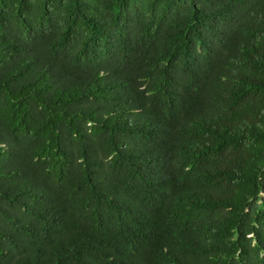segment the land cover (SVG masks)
<instances>
[{
  "label": "trees",
  "instance_id": "16d2710c",
  "mask_svg": "<svg viewBox=\"0 0 264 264\" xmlns=\"http://www.w3.org/2000/svg\"><path fill=\"white\" fill-rule=\"evenodd\" d=\"M0 264H264V0H0Z\"/></svg>",
  "mask_w": 264,
  "mask_h": 264
}]
</instances>
